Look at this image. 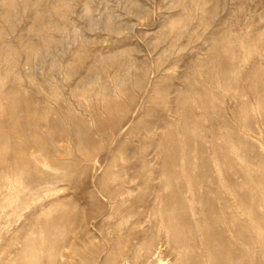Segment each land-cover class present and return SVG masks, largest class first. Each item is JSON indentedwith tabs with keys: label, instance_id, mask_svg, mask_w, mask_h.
I'll use <instances>...</instances> for the list:
<instances>
[{
	"label": "rangeland",
	"instance_id": "rangeland-1",
	"mask_svg": "<svg viewBox=\"0 0 264 264\" xmlns=\"http://www.w3.org/2000/svg\"><path fill=\"white\" fill-rule=\"evenodd\" d=\"M49 237L55 264H264V0H0V264Z\"/></svg>",
	"mask_w": 264,
	"mask_h": 264
},
{
	"label": "bare ground",
	"instance_id": "bare-ground-1",
	"mask_svg": "<svg viewBox=\"0 0 264 264\" xmlns=\"http://www.w3.org/2000/svg\"><path fill=\"white\" fill-rule=\"evenodd\" d=\"M233 60V59H232ZM233 64V63H232ZM235 67V66H234ZM252 109V108H251ZM252 110H254V109H252ZM4 146H6V145H4ZM8 148V147H7ZM4 153V152H3ZM6 154V153H5ZM13 162V161H12ZM171 165H172V163H171ZM24 173V172H23ZM4 176V175H3ZM5 179V178H4ZM51 182V181H50ZM169 182V181H168ZM177 182V181H176ZM183 182V181H182ZM181 182V183H182ZM186 182V181H185ZM167 183V182H166ZM165 183V184H166ZM202 183V182H201ZM14 184V183H13ZM133 184V183H132ZM134 184H136V183H134ZM164 184V185H165ZM169 184H171V183H169ZM175 184V183H174ZM177 184V183H176ZM190 184V183H189ZM163 185V186H164ZM167 185V184H166ZM187 185V184H186ZM185 185V186H186ZM197 185V184H196ZM200 185V184H199ZM175 186V185H174ZM198 186V185H197ZM196 186V187H197ZM181 187H183V186H181ZM13 188V187H12ZM164 188V187H163ZM176 188L177 189H179L178 188V186L176 187L175 186V189H173V190H176ZM200 188H202V187H200ZM200 188H199V190H200ZM15 189V188H14ZM17 189V188H16ZM165 189V188H164ZM169 189V188H168ZM171 189V188H170ZM187 189H188V192L187 193H189V192H192V194H194V191H193V188H191L190 186H188L187 187ZM197 189V188H196ZM25 190V189H24ZM170 191V190H169ZM176 191H178V190H176ZM175 191V192H176ZM198 191V190H197ZM11 192V191H10ZM166 193H167V190L165 191ZM202 192V190L200 191V193ZM130 193H132V192H130ZM129 193V194H130ZM161 193V192H160ZM159 193V194H160ZM162 193H163V191H162ZM173 193V192H172ZM128 194V195H129ZM134 193H132V195H133ZM168 194H170V193H168ZM167 194V195H168ZM176 194H178V193H176ZM181 194V193H180ZM163 195V194H162ZM171 195V194H170ZM169 195V196H170ZM188 195V194H187ZM105 196H106V198H108L109 200H111V216H114L116 219H118V220H120L121 222H123L124 221V219L126 218V217H128V216H130L131 217V215H137L138 213H139V209H137V207H136V205H135V203H130V205H128V200H126V198H124L125 196H124V194H118L117 192H115V193H109V194H105ZM163 196H165V194L163 195ZM9 197V196H8ZM13 197V196H12ZM176 197V196H175ZM174 197V198H175ZM182 197V196H181ZM130 198V197H129ZM164 198H166V197H164ZM168 198V197H167ZM161 199V198H160ZM160 199H158V200H160ZM169 199V198H168ZM187 199V198H186ZM167 200V199H166ZM181 200V199H180ZM163 201V200H162ZM164 201H165V199H164ZM182 201H183V199H182ZM11 202H12V200H11ZM14 202V201H13ZM157 202H161V201H157ZM186 203V202H185ZM188 203H189V201H188ZM193 203V202H192ZM11 204V203H10ZM157 204V203H156ZM174 204V203H173ZM180 204V203H179ZM158 205V204H157ZM175 205H176V203H175ZM194 205V204H193ZM167 206V205H166ZM187 206H188V204H187ZM198 206V205H197ZM169 207H170V205H169ZM172 207V206H171ZM66 208V207H65ZM158 208V207H157ZM164 208V207H163ZM181 208L183 209V210H185L187 207H185V205L183 206V205H181ZM64 210V209H63ZM157 210V209H156ZM172 210V209H171ZM176 209H174V211H175ZM158 211V210H157ZM154 212L156 213V211L154 210ZM180 212V211H179ZM186 212V211H185ZM190 212H191V216H192V218H194L195 216H196V214H197V210H196V208L194 207V206H191V208H190ZM65 213V212H64ZM162 213V212H161ZM160 213V214H161ZM168 213H170L171 214V212H168ZM51 214V213H50ZM151 214V213H150ZM150 214H149V216H150ZM166 214V213H165ZM164 214V215H165ZM204 214V213H203ZM153 216H155V215H153ZM168 216V215H167ZM176 216V215H175ZM64 217V216H63ZM169 217H171V216H169ZM167 218V222L165 221V219H161L162 220V225H164L162 228H164L165 230H166V232H167V234L169 233V230H175L176 231V229H179V224L176 222V221H174V219L172 220V219H170V218ZM182 217V216H181ZM154 218V217H153ZM173 218V217H172ZM178 218V217H177ZM198 218V217H197ZM204 218V217H203ZM61 219V218H60ZM156 219V218H155ZM157 219H160V218H157ZM179 219V218H178ZM184 220V219H183ZM207 220V219H206ZM60 221V220H59ZM61 221H63V220H61ZM158 221V220H157ZM153 222V221H152ZM53 223V222H52ZM120 223V222H119ZM154 223V222H153ZM197 223V222H196ZM205 223V222H204ZM59 224H60V222H59ZM75 224V223H74ZM182 224V223H181ZM195 224V223H194ZM201 224V223H200ZM154 225V224H153ZM157 225V224H156ZM184 225V224H183ZM136 226V225H135ZM150 226H152V225H150ZM149 226V227H150ZM199 226H202V225H199ZM206 226V225H205ZM227 226V225H226ZM118 227V226H117ZM58 228V227H57ZM66 228V227H65ZM159 228V227H158ZM158 228L156 229V230H158ZM191 228H193V227H191ZM198 228V227H197ZM200 228H202V227H200ZM151 229H152V227H151ZM188 229V228H187ZM60 231V230H59ZM151 231V230H150ZM161 231V230H160ZM58 232V231H57ZM155 232V231H154ZM51 234H53V233H55V232H50ZM156 233V232H155ZM159 233V232H158ZM48 234H49V232H48ZM154 234V233H153ZM181 234V233H180ZM54 235V234H53ZM53 235L52 236H50V237H53ZM56 235H59V234H56ZM55 235V236H56ZM173 235H175V234H173ZM179 235V234H178ZM187 235V234H186ZM64 236V235H63ZM170 236V235H169ZM46 237V236H45ZM48 237V236H47ZM49 237V240L51 239L52 240V238H50ZM155 237V236H154ZM158 237H160V236H157L156 238H158ZM165 237H166V234H165ZM181 236H179V238H180ZM54 238V237H53ZM62 238V237H61ZM151 238V237H150ZM167 238H168V236H167ZM171 238V237H170ZM201 238V237H200ZM193 239H195V238H193ZM202 239V238H201ZM201 239H200V241H201ZM49 240H47L48 242H49ZM51 240H50V245L49 246H46L47 245V243H46V245H44L43 244V246H40V247H42V250L44 251V252H48L49 254L46 256V257H48L47 258V261H48V263L49 264H55L56 262H58L64 255L62 254V253H60V250H59V245H58V240H56V238H55V240L53 239V241L51 242ZM155 240V239H154ZM158 240V239H157ZM156 240V241H157ZM183 240V239H182ZM184 240H185V238H184ZM199 240V239H198ZM60 241V240H59ZM153 241V240H152ZM151 241V242H152ZM155 241V242H156ZM163 241V240H162ZM177 241H178V239H177ZM68 242V241H67ZM70 242V241H69ZM165 242V241H164ZM205 242V241H204ZM66 244V243H65ZM165 244V243H164ZM179 244V243H178ZM159 245V244H158ZM146 246H147V244H146ZM47 247H48V249H47ZM63 248V247H62ZM143 249V248H142ZM140 251V250H139ZM146 251H148V259L150 258V257H152V256H154L155 254H159V249L157 248V246L156 247H153L152 245H150V246H148V250H146ZM179 251V250H178ZM142 252V251H141ZM43 253V252H42ZM25 255V254H24ZM142 255V254H141ZM140 255V256H141ZM27 256V255H26ZM37 256L38 255H36V258H37ZM40 256H41V254H40ZM159 256V255H158ZM39 257V256H38ZM163 257V256H162ZM181 257V256H180ZM41 258V257H40ZM31 259V258H30ZM33 259V258H32ZM147 259V260H148ZM151 259V258H150ZM29 260V259H28ZM138 260V259H137ZM146 260V261H147ZM159 260H161L160 258H159ZM34 262H36L35 260H33ZM33 261H32V263H33ZM38 262V261H37ZM29 264H31V262L29 263Z\"/></svg>",
	"mask_w": 264,
	"mask_h": 264
}]
</instances>
